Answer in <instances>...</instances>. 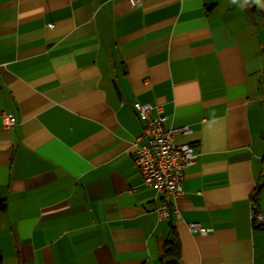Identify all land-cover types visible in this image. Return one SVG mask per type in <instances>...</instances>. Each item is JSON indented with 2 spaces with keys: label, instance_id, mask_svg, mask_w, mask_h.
I'll return each instance as SVG.
<instances>
[{
  "label": "crops",
  "instance_id": "crops-1",
  "mask_svg": "<svg viewBox=\"0 0 264 264\" xmlns=\"http://www.w3.org/2000/svg\"><path fill=\"white\" fill-rule=\"evenodd\" d=\"M262 83L264 0H0L2 264H159L171 231L177 264H264ZM134 100L189 128L179 218L133 162Z\"/></svg>",
  "mask_w": 264,
  "mask_h": 264
},
{
  "label": "built area",
  "instance_id": "built-area-1",
  "mask_svg": "<svg viewBox=\"0 0 264 264\" xmlns=\"http://www.w3.org/2000/svg\"><path fill=\"white\" fill-rule=\"evenodd\" d=\"M128 3L139 6L141 0H128ZM260 90L264 93V83ZM132 108L144 123L141 133L130 143L133 162L142 183L154 187L160 195V203L153 210V214L157 220L167 219L171 215L179 218V212L171 206V201L183 195L184 170L194 161L196 154L189 143H175L174 136L188 131L189 128L186 125H164V115L159 104L134 100ZM1 118L5 127L14 125L13 115L2 112ZM260 174L264 178V150ZM253 219L262 222L264 215L254 212ZM187 227L193 233H204L208 230L197 222H189Z\"/></svg>",
  "mask_w": 264,
  "mask_h": 264
},
{
  "label": "trees",
  "instance_id": "trees-1",
  "mask_svg": "<svg viewBox=\"0 0 264 264\" xmlns=\"http://www.w3.org/2000/svg\"><path fill=\"white\" fill-rule=\"evenodd\" d=\"M5 208V200L0 197V209ZM180 250V243L174 231H171L169 237L165 238L160 246V254L158 257L159 264H164L168 258L177 259ZM0 264H2V255L0 253Z\"/></svg>",
  "mask_w": 264,
  "mask_h": 264
},
{
  "label": "water",
  "instance_id": "water-1",
  "mask_svg": "<svg viewBox=\"0 0 264 264\" xmlns=\"http://www.w3.org/2000/svg\"><path fill=\"white\" fill-rule=\"evenodd\" d=\"M164 264H177V260L174 257L168 258L164 261Z\"/></svg>",
  "mask_w": 264,
  "mask_h": 264
},
{
  "label": "clouds",
  "instance_id": "clouds-1",
  "mask_svg": "<svg viewBox=\"0 0 264 264\" xmlns=\"http://www.w3.org/2000/svg\"><path fill=\"white\" fill-rule=\"evenodd\" d=\"M256 2H257V3H259V2H260V0H256Z\"/></svg>",
  "mask_w": 264,
  "mask_h": 264
}]
</instances>
